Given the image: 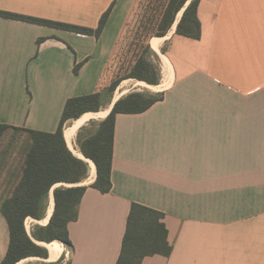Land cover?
Instances as JSON below:
<instances>
[{"label": "crops", "instance_id": "obj_1", "mask_svg": "<svg viewBox=\"0 0 264 264\" xmlns=\"http://www.w3.org/2000/svg\"><path fill=\"white\" fill-rule=\"evenodd\" d=\"M136 2L0 0V13L91 29L114 5L100 38L0 15V124L11 128L0 143V263L9 245L1 202L32 143L14 128L55 133L69 99L109 85ZM198 18L199 40L176 29L157 37L172 76L162 62L160 83L143 84L163 100L116 116L112 190L92 187L97 172L80 184L87 191L68 227L72 247L59 242L66 264H117L133 204L164 214L173 247L141 264H264V0H200ZM132 93L141 92L117 101ZM70 132L68 148L81 152Z\"/></svg>", "mask_w": 264, "mask_h": 264}, {"label": "trees", "instance_id": "obj_2", "mask_svg": "<svg viewBox=\"0 0 264 264\" xmlns=\"http://www.w3.org/2000/svg\"><path fill=\"white\" fill-rule=\"evenodd\" d=\"M199 2L200 0H168L165 7H163L160 19L158 16L155 17L157 19L153 24L156 30L154 34L151 32V25L155 18L145 23L142 33H138L137 37L134 31L130 33L133 39L136 38L135 48L142 51L133 66L130 67L129 72L124 77L115 80L112 77L109 80V85L97 93L69 99L65 105L59 128L55 133L14 128L17 132L27 131L30 133L32 143L24 158L16 182L1 202V213L9 228V245L0 264H19L29 258H39L46 262L49 259V250L39 243L51 244L58 241L67 248L72 247L68 227L70 223L78 220L80 204L87 191V187L80 184L88 179L90 166L85 160L76 157L68 148L64 133L66 126L70 121L82 117L98 116L97 113L89 112L99 113L104 106V91L107 90L114 94L124 80L136 79L142 81L141 84L158 85L161 79L160 67L153 64L148 57V52L152 51L151 46L155 42L164 39L157 37H165L169 33L176 23V17L179 16L188 3L175 28L176 34L199 40L201 38V23L198 18ZM113 7L114 5L102 16L97 29L16 14L0 13V15L9 19L100 38ZM131 15L125 27L121 49L117 51L115 57L119 54L123 57V54L133 47L131 43L128 45L125 38ZM136 22L138 23V20ZM147 34L149 35V41L146 43ZM123 42H125V46L122 48ZM163 53L165 52L163 51ZM82 66L83 63L76 66L75 74L79 73ZM161 100H163L161 95L129 94L114 104L109 115L98 124L90 136L82 137L84 128L79 130L78 146L80 151L86 160L95 165L97 172V178L92 187L103 194L110 193L112 190L111 175L116 116L118 114L144 113ZM10 129L9 126L0 124V143ZM58 184L72 186L55 188ZM52 190L55 207L49 223L45 226L34 225L31 233H29L26 224L29 219L35 221L45 219ZM164 217V214L159 211L140 204H133L117 264H141L146 257L154 255L170 257L173 247L169 243V232L164 223ZM45 262L41 264H46Z\"/></svg>", "mask_w": 264, "mask_h": 264}, {"label": "rangeland", "instance_id": "obj_3", "mask_svg": "<svg viewBox=\"0 0 264 264\" xmlns=\"http://www.w3.org/2000/svg\"><path fill=\"white\" fill-rule=\"evenodd\" d=\"M167 1L168 0H138L137 1L135 7L133 8L135 10L133 11V13H131L132 15H131L129 27L127 30V34L125 35L126 42L128 43V45L131 43V46H133V47H131L130 51H126L125 54H123V57H121V54H119L115 57L114 63L111 64V67L107 73L109 80L112 79V77H113V80L118 79L120 77H124L127 74V72H129L130 67L133 66L134 62L136 61L137 57L139 56V54L142 51L141 49L135 48L134 42L136 41V38L133 39L132 34L130 35V33H132L134 31V33L136 34V37H137L138 33L139 34L142 33L143 28L145 27V23L147 21H149L150 19H153L157 16L160 19V17H161L160 15H162L163 7H165V4L167 3ZM156 19L157 18H155L153 20L154 22L152 23V25L150 24L151 25V32H153L152 34H154L156 32L155 27H153V24L155 23ZM180 19H181V17H180ZM180 19H179V21H180ZM136 20H138V23L136 22ZM177 20H178V16L176 17V21ZM140 22H142V23L139 24ZM172 28H171V30H172ZM153 30H155V31H153ZM147 37L148 38L146 39V43H147V41H149V35L148 34H147ZM127 39H128V41H127ZM164 40H165V38H164ZM124 46H125V42H123L122 48ZM148 57L151 59V61L153 62V64L155 66L159 67L160 64H162V62H163L161 56L159 57L156 53H154V51H149ZM137 83L138 82H136V80H129L128 82L125 83L126 86L124 89L128 90V92L135 90V91H138V92L145 94L146 96H150L151 93L154 92V90H151L145 86H138ZM122 85H123V83L120 85V87ZM128 85H130V86H128ZM119 91H122V90H120V88H119L118 90L115 91L114 94L113 93L111 94L107 90L104 91V99H103V103H104L103 107L104 108L99 113H97L98 115H101L102 113L104 114L106 107H108V105L111 104L115 98L118 99L119 95L120 96L123 95L124 91H122L121 93ZM73 122L74 121H71L70 123H68L66 128L68 126H71L73 124ZM99 123L100 122L98 120H96V121H92V122L86 124L85 126H83L82 128H84V132L82 133V137L90 136L91 133H93V131L96 129V127L98 126ZM75 142H76L77 147L79 148V146H78V133H77ZM29 144H30V142H29ZM26 145L27 144H25V146ZM73 150H74L73 153L76 154L77 148L75 147ZM91 180H92V172L90 170L87 181L89 182ZM61 186H65V185H61ZM46 217H47V215H46ZM27 224H28L27 229H28L29 233H31L32 227L34 225L39 224V225L45 226V225H43L42 221H28ZM43 262H45V261H43V260H26V261H24V263L22 262V264H41ZM45 263L46 264H50V263H52V264H64L65 261H62V258H59L58 260H53V262H47L46 261Z\"/></svg>", "mask_w": 264, "mask_h": 264}, {"label": "bare ground", "instance_id": "obj_4", "mask_svg": "<svg viewBox=\"0 0 264 264\" xmlns=\"http://www.w3.org/2000/svg\"><path fill=\"white\" fill-rule=\"evenodd\" d=\"M185 8L180 12V14L178 16V20L176 21L175 25L173 26L171 32H173L175 30V28L177 27V25L179 23V19H180V17H182V15H183V13L185 11ZM170 35H168L167 37H169ZM163 42H164V39L161 40V41L155 42L152 45V48H153V50L155 52H157L159 54V56H161L162 61H163V64H164V69H165L166 75H167L168 79H170L171 76H172V65H171V62L169 61V59L161 52V46L163 48V45H162ZM126 82H128V81H126ZM126 82H124L123 85L121 87H119L120 90L124 91V93H127L128 92V90L124 89L125 86H126V84H125ZM137 85L138 86H144L140 82H138ZM128 86H130V85H128ZM155 88L156 87H154V86L149 87V89H151V90H154ZM122 91H119V92L121 93ZM115 101H117L116 98H115ZM112 108H113V106H109L105 110L104 114L102 113L98 118H95V120H103V119H105L108 116V114L111 112V109ZM88 122H89V118L88 117H84V118H81L78 121L73 122V124L71 125V132L68 133V135H67V139L70 142V144H73L75 142L77 133H78L79 129L81 128V126H85L86 124H88ZM75 155L77 157H79V158L84 159L89 164L90 170L92 172V180H94V178L96 176V168H95V165L91 161L86 160L84 158V156L81 154V152H78L77 151ZM54 207H55V198H54V193L52 192L51 193V196H50V204H49V208H48V212H47V217L42 221L43 225H47L49 223L50 218H51V216H52V214L54 212ZM28 221H35V220L29 219ZM27 228H28V224H27ZM39 244L49 250V252L51 254V259L52 260H58L60 258V255H61V247H60L58 241H55V242H53L51 244H48V243H39ZM27 260H41V259H39V258H29ZM24 261H26V260H24ZM24 261H22V262L24 263ZM22 262L19 263V264H22Z\"/></svg>", "mask_w": 264, "mask_h": 264}, {"label": "water", "instance_id": "obj_5", "mask_svg": "<svg viewBox=\"0 0 264 264\" xmlns=\"http://www.w3.org/2000/svg\"><path fill=\"white\" fill-rule=\"evenodd\" d=\"M54 190V189H53ZM53 190H52V192H53ZM52 217V216H51ZM51 219V218H50Z\"/></svg>", "mask_w": 264, "mask_h": 264}, {"label": "built area", "instance_id": "obj_6", "mask_svg": "<svg viewBox=\"0 0 264 264\" xmlns=\"http://www.w3.org/2000/svg\"><path fill=\"white\" fill-rule=\"evenodd\" d=\"M64 264H66V263H64Z\"/></svg>", "mask_w": 264, "mask_h": 264}]
</instances>
